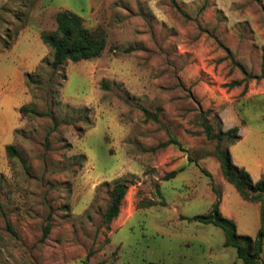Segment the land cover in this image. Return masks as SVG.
Instances as JSON below:
<instances>
[{"label":"rangeland","instance_id":"374dc122","mask_svg":"<svg viewBox=\"0 0 264 264\" xmlns=\"http://www.w3.org/2000/svg\"><path fill=\"white\" fill-rule=\"evenodd\" d=\"M61 10L107 45L53 74L41 36ZM263 70L264 0H0V264H244L192 217L225 193L223 214L257 235L203 117L216 134L249 131L237 157L264 158ZM116 182L128 190L106 224Z\"/></svg>","mask_w":264,"mask_h":264},{"label":"trees","instance_id":"16d2710c","mask_svg":"<svg viewBox=\"0 0 264 264\" xmlns=\"http://www.w3.org/2000/svg\"><path fill=\"white\" fill-rule=\"evenodd\" d=\"M57 28L54 32H43L42 40L53 53L51 62L53 74L68 61L78 62L89 60L101 55L106 48V37L102 32H94L89 29L84 19L78 13L71 10H61L56 14ZM264 74V70H263ZM27 85L40 84V80L34 78L30 73H26ZM241 81H236L239 84ZM23 114H37L34 107L23 105L20 108ZM147 115H153L146 111ZM40 115H47V112H40ZM154 116V115H153ZM157 119V116H154ZM203 127L209 139H217L215 154L219 160L220 168L224 178L231 183L243 199L249 202L260 204V227L257 235H242L238 233L237 224L234 219L225 216L220 208L221 196L218 195L212 209L207 214H198L192 220L214 224L223 229L225 233V245L237 249L238 257L244 264H264V176L254 180L251 174L243 167L238 166L234 161L228 147L224 146V136H227L229 144H235L240 136L237 135L238 128L233 127L225 134H216L206 116L203 117ZM48 140V136H47ZM171 142L179 143L172 139ZM6 151L9 158L18 155L15 145L7 144ZM202 172L213 180L212 173L204 167ZM128 190V185L124 182H116L113 187L110 203L103 216L106 224H110L118 217L124 198ZM1 205V202H0ZM51 226L44 227L43 237L50 232Z\"/></svg>","mask_w":264,"mask_h":264},{"label":"crops","instance_id":"0c3cea01","mask_svg":"<svg viewBox=\"0 0 264 264\" xmlns=\"http://www.w3.org/2000/svg\"><path fill=\"white\" fill-rule=\"evenodd\" d=\"M249 131L237 142L232 146V156H233V161L240 167H243L244 169H246L252 176V178L254 180H258L260 179L262 176H264V158L261 159H254L253 161H249V159H247L246 157H237L235 155V152L233 151V147L238 145L239 143H242L245 141V139L249 136ZM245 200V199H244ZM227 201V198L225 197V193L223 194V200L221 203V211L224 210L225 207V202ZM246 201V200H245ZM249 202V201H247ZM254 205V209L255 211L258 210L259 212V227H260V204L256 203V202H250ZM223 213V212H222ZM230 218V216H229ZM232 219L235 220L236 224H237V229H239V222L231 217ZM259 229V228H258Z\"/></svg>","mask_w":264,"mask_h":264}]
</instances>
